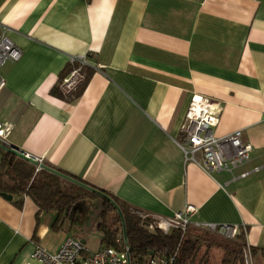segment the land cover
Listing matches in <instances>:
<instances>
[{
	"label": "crops",
	"instance_id": "crops-1",
	"mask_svg": "<svg viewBox=\"0 0 264 264\" xmlns=\"http://www.w3.org/2000/svg\"><path fill=\"white\" fill-rule=\"evenodd\" d=\"M0 29L22 52L0 67L5 147L138 216L193 206L192 224L244 229L253 263L264 264V0H0ZM73 58L85 63L81 93L52 96ZM195 95L220 107L215 137L241 131L251 146L233 171L246 178L185 160L181 129ZM101 210V197L60 212L0 194V264H42L35 247L54 254L67 237L101 249Z\"/></svg>",
	"mask_w": 264,
	"mask_h": 264
},
{
	"label": "trees",
	"instance_id": "trees-1",
	"mask_svg": "<svg viewBox=\"0 0 264 264\" xmlns=\"http://www.w3.org/2000/svg\"><path fill=\"white\" fill-rule=\"evenodd\" d=\"M69 64L70 69L78 66L76 60ZM86 79L87 76L82 69L74 90L66 92L63 84L60 83L51 90L50 94L61 99L73 100L81 93ZM92 190L96 189L74 176L48 166L43 165L36 172L34 166L28 161L0 149V194L28 196L40 210L69 212L81 198L101 197ZM97 191L105 194L114 202L123 219L122 225L121 218L113 204L101 197L102 210L98 229L103 234L102 248L123 249L127 246L132 264H140L161 255L166 257L175 255L174 264H208L202 259L196 262L197 253L201 247L219 250L222 255L220 264H236L241 261L245 249L243 232H239L234 239L226 241L216 234V236L195 235L191 231V229H196L194 227H189L184 232L173 230L167 234L157 230L149 231L145 227L148 223H153V220L148 218L141 220L137 216L135 218L136 214L132 208L101 190ZM252 264H254L253 260Z\"/></svg>",
	"mask_w": 264,
	"mask_h": 264
},
{
	"label": "built area",
	"instance_id": "built-area-1",
	"mask_svg": "<svg viewBox=\"0 0 264 264\" xmlns=\"http://www.w3.org/2000/svg\"><path fill=\"white\" fill-rule=\"evenodd\" d=\"M22 57L21 50L13 44L6 36L4 30L0 29V67L6 63L18 62ZM80 66L74 68L69 75L63 79L64 87L71 88L79 78L81 68L84 63L83 58H73ZM4 87V82L0 78V89ZM220 107L201 96L191 98L189 108L186 112L184 123L181 129L182 143L179 148L182 151L186 161L196 163L200 169L210 175L217 172L229 173L232 180L244 179L250 172H242L238 176L233 175V171L243 166L249 160L251 146L244 144L241 140V131H235L222 137H215L212 129L218 124V114ZM10 124H0V143L5 145L8 134L11 131ZM24 159L37 164L38 170L41 167L43 159L19 151ZM196 155H200V161H197ZM258 171L255 168L253 172ZM196 213L193 206H187L183 211L174 214L171 217H150L153 223H148L146 229L149 231H159L167 234L173 230L184 232L189 227L215 233L232 240L239 232L245 233V230L237 226L215 225V224H192L190 218ZM31 258L42 264H132L127 246L123 249L106 247L91 252L82 242L73 237H67L61 244L58 251L54 254L48 253L43 248L36 246L31 254ZM243 259L245 264H252L250 249L245 246ZM175 255L157 256L148 259L140 264H174Z\"/></svg>",
	"mask_w": 264,
	"mask_h": 264
},
{
	"label": "rangeland",
	"instance_id": "rangeland-1",
	"mask_svg": "<svg viewBox=\"0 0 264 264\" xmlns=\"http://www.w3.org/2000/svg\"><path fill=\"white\" fill-rule=\"evenodd\" d=\"M76 83H77V80H76ZM76 83L75 85H73V87L71 88H75L76 86ZM71 88H67V87H64V89H71ZM139 217L138 215H134V217L136 218ZM141 220H143V218H141ZM191 231H193L192 233L195 234V235H201V234H207V235H215V233H210V232H202L200 230H196V229H191ZM218 237H220L221 239L223 240H226V241H229L228 239H225L224 237H221L220 235L216 234ZM215 235V236H216ZM221 258H222V255H221V252L215 248H211V249H205L203 247H201L197 253V260L196 262L199 260V259H202L203 261H206L208 264H220L221 262ZM236 264H245L244 263V259H243V256L241 258V261L240 262H237Z\"/></svg>",
	"mask_w": 264,
	"mask_h": 264
},
{
	"label": "water",
	"instance_id": "water-1",
	"mask_svg": "<svg viewBox=\"0 0 264 264\" xmlns=\"http://www.w3.org/2000/svg\"><path fill=\"white\" fill-rule=\"evenodd\" d=\"M0 149L5 150V151H8V152H11V153L14 154L16 157H19V158L24 159V157L21 155V153L19 152V150H17L16 148H13V147H11V148H7V147H5L4 145L0 144ZM24 160H26V159H24ZM26 161L32 163V162L29 161V160H26ZM54 173H56V172H54ZM56 174H58V173H56ZM58 175H60V174H58ZM60 176H62V175H60ZM63 177H64V176H63ZM65 178H66V177H65ZM66 179H68V180H70V181H73V180H71V179H69V178H66ZM73 182H74V181H73ZM92 191L95 192V193H98L101 197L108 199V200L113 204L115 210L117 211L118 215H119L120 218H121L122 225H123V219H122L121 213L119 212L118 207L114 204V202H113L108 196H106L105 194H102V193H100V192L97 191V190H92ZM1 196H2L4 199L8 200V201L11 200V196H6L5 194H1Z\"/></svg>",
	"mask_w": 264,
	"mask_h": 264
}]
</instances>
